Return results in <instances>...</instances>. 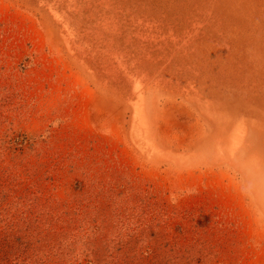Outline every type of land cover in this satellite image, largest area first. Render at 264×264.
I'll return each instance as SVG.
<instances>
[{"label": "rangeland", "instance_id": "rangeland-1", "mask_svg": "<svg viewBox=\"0 0 264 264\" xmlns=\"http://www.w3.org/2000/svg\"><path fill=\"white\" fill-rule=\"evenodd\" d=\"M0 264H264V0H0Z\"/></svg>", "mask_w": 264, "mask_h": 264}]
</instances>
